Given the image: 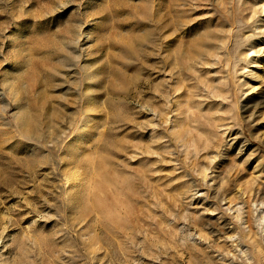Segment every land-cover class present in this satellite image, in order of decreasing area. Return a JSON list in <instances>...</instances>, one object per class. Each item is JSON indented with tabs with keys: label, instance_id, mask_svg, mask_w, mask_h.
Instances as JSON below:
<instances>
[{
	"label": "rangeland",
	"instance_id": "rangeland-1",
	"mask_svg": "<svg viewBox=\"0 0 264 264\" xmlns=\"http://www.w3.org/2000/svg\"><path fill=\"white\" fill-rule=\"evenodd\" d=\"M0 264H264V0H0Z\"/></svg>",
	"mask_w": 264,
	"mask_h": 264
}]
</instances>
